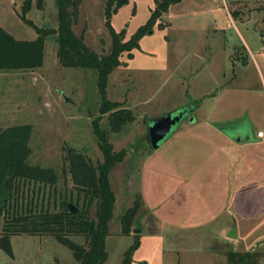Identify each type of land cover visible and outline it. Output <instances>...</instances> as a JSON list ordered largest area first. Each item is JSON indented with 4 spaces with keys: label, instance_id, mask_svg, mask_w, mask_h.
<instances>
[{
    "label": "rangeland",
    "instance_id": "rangeland-1",
    "mask_svg": "<svg viewBox=\"0 0 264 264\" xmlns=\"http://www.w3.org/2000/svg\"><path fill=\"white\" fill-rule=\"evenodd\" d=\"M23 1L0 0V25L18 39L33 40L38 34L21 17ZM234 3L237 8L231 9L232 17H229L226 5ZM105 4L106 0H82L79 21L74 25L78 35L86 28V43L100 54L109 52L112 46ZM155 6V0H129L113 13L111 24L117 31L125 29L129 38L147 22ZM254 9L258 10L252 12ZM57 12L55 0H45L41 9L33 0V8L27 17L40 27L56 28ZM163 18L173 26L165 24L160 27L159 20L153 30L142 37L130 68L135 72L164 68L168 52L166 35L180 43H197L192 46L186 43V52L204 51L203 42L212 47L215 76L219 71H225V79L230 84L224 94L228 100L224 99L221 118L227 120V126H237L229 128L226 133L244 138L250 131L256 141L235 150L245 155L244 158L239 156L243 160L237 162H241L239 169L246 171L241 179L247 186V202L240 208L232 203L224 210L217 203L208 208L178 207L180 184L175 178L173 156L166 159V154L176 151L174 134L191 113L174 125L159 148H153L148 135L154 119L167 113L175 114L182 107H160L158 72L152 74L155 79H148L151 74L143 76L138 72L132 76L127 70L114 71L109 78L108 97L111 101L121 100L125 107L131 105L136 118L121 131L110 135L114 149H126L128 153L110 174L117 203L106 239L109 255L105 264H121L125 251L134 243L137 234L141 245L132 264H227L229 250L256 249L264 253V200L255 206L248 198L255 190L264 188V139L257 137V132L264 130V0H181L172 4ZM213 27L220 29L218 33ZM57 50V36L50 35L41 67L0 70V127L32 125L31 163L54 167L60 173L56 186H41L39 190V184L31 183L24 188V195L18 198V203L24 200L27 205L33 199V212H40L42 206L50 211H61L68 203L77 206L79 198L71 174L69 171L64 174L68 169L65 147L76 148L95 163L103 160L92 130L93 118L101 115L98 73L63 66ZM181 53L185 54L182 48ZM207 87L210 85L204 81L200 90L206 91ZM145 91H150L151 96L146 97ZM129 92L137 94L135 104L138 106L124 101ZM145 98L148 102L143 104ZM184 106L196 107V104L190 101ZM207 106L209 108V102ZM101 122L103 127H108V113L102 116ZM234 179L235 176L231 179L232 184ZM192 193L195 198L202 195ZM232 194L233 191L231 197ZM138 195L143 199V206L136 217L137 224L130 235H123L122 215ZM186 195L189 198L186 203H190V190ZM82 199L81 196L80 207ZM10 208L11 214L14 207ZM193 214L200 222L181 225L176 221L183 216L190 222ZM6 216L0 212V233ZM228 224L236 229V238L226 237L224 230ZM192 225L195 228H191ZM135 229L141 230L134 232ZM72 239L85 242L80 235H74ZM12 244L13 256L0 246V264H78L69 247L52 234L15 235ZM261 263L264 264V258Z\"/></svg>",
    "mask_w": 264,
    "mask_h": 264
},
{
    "label": "trees",
    "instance_id": "trees-1",
    "mask_svg": "<svg viewBox=\"0 0 264 264\" xmlns=\"http://www.w3.org/2000/svg\"><path fill=\"white\" fill-rule=\"evenodd\" d=\"M156 6L146 23L127 38L126 30L117 31L111 24L113 13L129 0H106V25L112 37L109 52L100 54L86 43V28L78 35L74 25L79 21L82 0H55L57 6L58 27H40L27 14L33 8V0H24L21 17L37 32L33 40L18 39L0 25V70L18 71L41 67L45 59L46 40L50 35L57 36V55L65 67L96 70L98 88L101 95V115L92 120V130L96 136L103 160L95 163L89 156L72 146L65 147L67 170L71 174L77 189V207L74 214L68 206L61 211H50L42 206L40 212H33L34 200L24 204L18 198L24 195V188L29 184L56 186L60 173L54 167L32 164L30 141L33 127L30 124L0 127V212L6 219L0 233V246L11 256L14 255L12 237L20 234H52L62 244L69 247L78 264H105L108 259L106 239L109 235L110 222L114 217L117 195L111 182V171L124 161L128 151H116L111 142V132H119L135 120L133 111L121 101H111L108 97V84L112 72L127 64L134 57V51L140 48L142 37L166 23L163 15L172 4L181 0H155ZM45 0H36L38 8L44 7ZM195 104L200 101H192ZM108 113V127H103L102 116ZM150 140V136L148 135ZM23 189V190H22ZM29 196V195H28ZM83 197L80 207V197ZM24 199V198H23ZM73 201V199L71 200ZM19 206V208H18ZM143 206V199L136 196L132 206L127 208L121 218L122 234L130 235L138 212ZM10 207H14L10 214ZM94 207V210L92 208ZM10 208V209H9ZM8 211V214H7ZM80 235L84 243L76 242L72 236ZM140 235L125 251L121 264H132L134 254L141 245ZM263 253L259 251H230L227 264H260Z\"/></svg>",
    "mask_w": 264,
    "mask_h": 264
},
{
    "label": "crops",
    "instance_id": "crops-1",
    "mask_svg": "<svg viewBox=\"0 0 264 264\" xmlns=\"http://www.w3.org/2000/svg\"><path fill=\"white\" fill-rule=\"evenodd\" d=\"M235 3L231 4V6L226 5L229 17H232L231 9L237 8ZM237 3L242 4V2ZM253 6L255 8L259 7L258 5ZM256 10L254 9L252 12ZM162 20L168 26H173L172 22L165 20L163 17ZM227 24L230 23L228 22ZM212 29L217 33L220 30L216 27ZM166 39L168 52L165 67L158 71H145L141 69L138 72L144 74L143 76L151 74L148 76V79H153L152 74L158 72L160 107L166 106V109L168 107L172 109L178 106L183 107V105L188 104L190 101H200L191 112L190 117L193 119L188 118L184 125H181L180 129L174 134L176 151L166 154V159L173 156L175 178L177 177V181L180 184L178 192L181 191V202L178 207L198 208V206H204L208 208L215 207V203L223 210L232 205V203L234 207H243L247 202V186L243 182V178L241 179V176L243 177L246 171L239 169L241 162H237V160H241L245 155L239 154L235 150L239 147L242 148L254 144L256 141L251 138L253 135L250 131L246 133L245 138L241 136L238 138L232 137L226 133L225 128L228 127V122H226V119L221 118L224 112V109L221 111L225 103L224 99L228 100V98L224 97V94L229 89L228 85L230 86L225 79L226 72L219 71V74L215 76L212 47L208 43H202L204 51L191 53V51L186 52L184 46L186 43H188V46L197 45L196 42L190 41L184 43L182 41L180 43L169 35H166ZM176 42L177 46L175 45ZM181 48L183 53L187 55L181 53ZM137 50L134 51V57ZM131 63L132 58L127 60V64L116 68L114 71L120 70L123 72L122 70H127L129 74L134 76L138 72L130 68ZM204 81L210 85L206 91L200 90L204 85ZM136 95L135 92H129L124 101L138 106L135 104L137 101ZM144 95L148 97L151 96V93L147 91ZM147 102L145 98L143 104ZM206 102L207 104L209 102V108ZM128 108L132 109V106L130 105ZM239 156H242V158ZM234 176L235 183L232 184L231 179ZM196 185L199 190L196 188ZM188 190H190V196L192 197L190 203H186L189 200L186 195V191ZM192 192H195V196L198 192L202 195L198 194L195 198ZM248 198H251L250 202H253V205H261V201L264 200V188L255 190ZM191 211H194V209ZM193 216L190 218V222L183 216L176 218V221L181 223V225L200 222L199 218H195V214ZM193 227L195 228V225L191 226V228ZM182 228L186 227L182 226ZM232 230V224H228L224 230L227 234L226 237L229 239L231 237L228 235ZM229 251L240 250L234 249ZM248 251H256V249Z\"/></svg>",
    "mask_w": 264,
    "mask_h": 264
},
{
    "label": "water",
    "instance_id": "water-1",
    "mask_svg": "<svg viewBox=\"0 0 264 264\" xmlns=\"http://www.w3.org/2000/svg\"><path fill=\"white\" fill-rule=\"evenodd\" d=\"M195 107L187 106L179 109L177 113H167L162 117L154 119L153 124L149 128V135L152 147L157 149L160 147V142L167 137V135L171 132L174 125L180 122L183 118L186 117L188 113H191ZM189 118L192 120L193 118ZM236 128L237 126L231 125L225 128V130H229V128ZM251 133V132H250ZM252 134V133H251ZM245 138V137H244ZM253 140V136L251 137ZM69 211L76 214L79 209L76 205L72 203L67 204ZM141 229H135L134 232H140ZM231 238L237 237L236 229H233L232 232L228 235Z\"/></svg>",
    "mask_w": 264,
    "mask_h": 264
},
{
    "label": "built area",
    "instance_id": "built-area-1",
    "mask_svg": "<svg viewBox=\"0 0 264 264\" xmlns=\"http://www.w3.org/2000/svg\"><path fill=\"white\" fill-rule=\"evenodd\" d=\"M257 137L258 138H260V139H264V130H259L258 132H257Z\"/></svg>",
    "mask_w": 264,
    "mask_h": 264
}]
</instances>
